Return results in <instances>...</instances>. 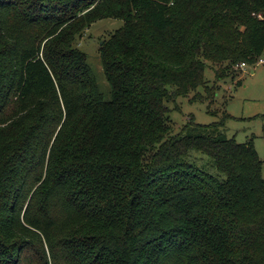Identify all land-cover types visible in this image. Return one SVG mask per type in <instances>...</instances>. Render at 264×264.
I'll return each mask as SVG.
<instances>
[{"label":"trees","instance_id":"16d2710c","mask_svg":"<svg viewBox=\"0 0 264 264\" xmlns=\"http://www.w3.org/2000/svg\"><path fill=\"white\" fill-rule=\"evenodd\" d=\"M262 57L264 0H0V264H264L253 140L168 105Z\"/></svg>","mask_w":264,"mask_h":264},{"label":"rangeland","instance_id":"374dc122","mask_svg":"<svg viewBox=\"0 0 264 264\" xmlns=\"http://www.w3.org/2000/svg\"><path fill=\"white\" fill-rule=\"evenodd\" d=\"M123 20L109 18L94 23L80 40V46L89 56L99 86L106 99L111 98L108 84L100 60V46L117 29ZM208 87L200 86L186 95L169 101L170 125L174 133L193 117L201 124H209L225 119L224 113L232 117L225 120L228 137L240 143L253 140L263 161L264 177V64L240 66L234 75L218 79L213 68L205 70Z\"/></svg>","mask_w":264,"mask_h":264},{"label":"built area","instance_id":"2783aa9c","mask_svg":"<svg viewBox=\"0 0 264 264\" xmlns=\"http://www.w3.org/2000/svg\"><path fill=\"white\" fill-rule=\"evenodd\" d=\"M256 64H264V57L260 58L259 61H258ZM256 64H255V65H256ZM240 66H242L243 69H244V68L248 67L249 64L243 62V63L240 64Z\"/></svg>","mask_w":264,"mask_h":264}]
</instances>
